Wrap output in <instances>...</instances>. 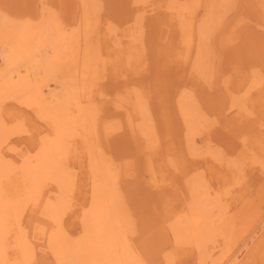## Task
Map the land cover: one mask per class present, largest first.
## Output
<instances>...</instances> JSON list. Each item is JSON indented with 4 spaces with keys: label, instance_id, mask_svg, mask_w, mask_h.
I'll return each instance as SVG.
<instances>
[{
    "label": "bare ground",
    "instance_id": "obj_1",
    "mask_svg": "<svg viewBox=\"0 0 264 264\" xmlns=\"http://www.w3.org/2000/svg\"><path fill=\"white\" fill-rule=\"evenodd\" d=\"M131 1L137 3L134 10L137 11V17L139 14L142 20V16L159 9L155 2L148 3L146 0ZM238 1L165 0L163 2L165 5L162 4V7H166L167 10L161 12L166 15V33L170 29L172 34L178 32L180 35V43L176 44L177 51H179L176 57L179 62H183L187 66L191 64L190 74L198 78L199 82H205L206 85L211 84L216 88H210L217 89L219 93H221L219 88L224 87L226 93L231 97V101L229 100L230 106L225 110V113L230 112L229 116L234 115L232 110H236L234 107L237 106V115L240 116L241 121L247 122L252 119L253 115L263 109L264 70L261 68L256 69L254 65H250L251 72H249L247 69L243 70L241 67L237 69L232 65V70L229 73L228 70L223 71L221 61L223 59L230 61L236 59L235 53L230 57L227 54L230 50L239 49L238 46L242 43L243 30H248V26L242 28V30L239 28L240 25L244 26L246 24L243 17H240L237 22L234 21L232 25H227L228 14L236 9ZM66 2L65 0H55L54 6L56 7H53L52 4L51 6L42 5L45 8L40 10L44 14H37L34 9L36 12L34 14L25 11L22 14H17L12 11L8 15L0 11V43L5 44L3 47L5 56L3 57H5L6 66L10 70L8 73H0V264H32L35 260L34 243L30 240L29 229L24 223L28 210L32 208V210L38 209L43 217L47 216V219H49V221L47 220L48 228L51 225L50 236L48 235L50 237L49 244L58 264H144V259L142 260L140 257L139 251L136 252L135 248L132 247L133 236L136 235V220L131 216V210V215L129 214L128 202L125 201V199L127 200L126 191L122 190L121 183L123 176L129 178L130 169L133 174L137 171L139 178L144 175V178H142L144 183L138 187L139 189L135 191L137 194L134 195L141 199L146 196L147 192L150 193L151 188H154L153 192H155L156 185H151L155 176L154 178L152 176L156 172L155 169L159 168L162 172L166 165V160H163L155 141L153 146H151L152 141L151 145H145L144 142L147 139L142 138L144 140L142 143L141 135L144 132H147L151 139L155 138H152L155 135L153 131L155 127L153 128V123L146 128L147 125L145 124L149 121L142 123V119L145 118H143V115L149 113L146 97L139 94L141 91L135 90L136 87L132 88L133 90L128 87L127 74L133 75L142 72L143 59L145 61V57L142 55L143 49H141L143 48L144 35L141 33L143 35L141 36L138 28L137 31H130L134 29L131 23V29L122 28L125 31L121 33L122 37L131 38V41L121 40L115 34L119 30H117L116 25L113 23L106 25L102 20L103 11L105 10L104 0H69L72 4ZM255 5L256 7L251 9V12H254L252 17L253 19L256 18L255 22L260 21L254 23L264 28V3L262 0H256ZM201 6L203 12L199 10ZM79 12L80 15L77 16L76 14ZM63 13L65 18L67 16L68 23L61 16ZM135 20L137 21V19ZM129 21V19H126V23ZM134 23L135 26L140 24ZM105 31L109 32L108 35L110 33L115 34L114 41L111 40L113 44L108 41L110 35L106 40L107 36L103 34L106 33ZM97 37L98 39L101 38V43L97 40ZM105 40L106 42H104ZM171 43L173 41L170 39L167 44ZM103 45H106V47H103ZM47 48L51 49L49 57H46ZM144 64H147V62ZM21 67L25 68V72L15 78L14 73H19ZM39 71L44 73L43 77L47 80L50 74L60 71L62 80L67 85L66 90H63L62 97H56V101L50 103L46 102L42 87L49 84L50 80L49 82L45 81L46 79L44 82L33 80L32 74H37ZM104 77L106 82L103 83ZM47 86L49 87V85ZM175 91L179 93V97L176 98V110L184 122L185 140L186 144L190 146L187 149L192 150L189 152L192 155L196 153L194 149H197V146L195 148V136L193 137L194 132H198L200 127L205 128L206 125H215L218 120L215 119V116L211 119L204 113L197 119V116H195L197 114L192 109V106L196 104L194 91H187L186 88L182 87H176ZM55 93L50 92V94ZM46 96L48 95L46 94ZM52 96L55 97L56 95ZM8 100L17 101L33 109L37 116L46 121L49 127L46 128L39 145L33 151H28V155L25 154L26 156L18 163L6 158L1 149L7 146L11 136L25 133L28 129L24 128L22 122L16 121L13 123L14 125H10L9 120H6L7 117L3 118L2 114ZM114 109L116 113H112ZM221 112L223 110L214 114L219 117ZM109 116L127 124L128 129L131 132L133 131V135H135V139L129 140L130 143L126 141L122 132L117 133L116 143L122 142L116 144L117 154L115 153L113 156L105 151L111 149V146L103 147L104 150L98 145V141H104L108 135L118 131L122 126L120 121L121 125L113 124L114 122L109 124ZM10 117L11 115H8V118ZM260 119L258 118L259 121ZM255 129L258 128L254 127L252 134H250L253 142L258 137ZM247 135H249L248 131L241 138V140H244L240 144L242 161L244 159L248 161L251 152L256 149L255 142H251L246 137ZM138 137L141 141H137ZM77 138L81 140L80 145L75 143ZM119 149L125 154L122 157L118 156L120 155ZM217 150L220 151V149ZM199 151L197 154H200ZM218 151L212 152L214 155H211V157L214 161L243 173L244 163H239L235 158L231 162L222 156L224 153ZM224 152L226 153V151ZM80 153L86 155L87 164L85 163L86 166H84L83 162L78 160L76 163L79 169H75L76 174L70 167V161L75 162ZM138 154H140V162H136L138 165L136 164L137 167L133 169L131 164L134 163L135 155ZM255 155L252 157V161H259L260 159ZM218 156H221V158H217ZM172 163L174 164L172 158H170L168 164L172 165ZM192 169L196 171V175H199L197 171H200V168L198 166L192 167ZM201 171L204 172L202 177L201 174L197 178L193 176L194 178L191 181H189V176L186 178L191 184L188 185L187 181V186H190L187 188L191 190V195H193L191 199L187 200L186 207L183 204L180 211L172 208V196H169L172 201L167 199L159 201L158 199L157 203H160L158 210L161 211L159 214L166 218V222L175 233L173 236L174 239L176 238L177 243L193 244L199 251L198 255L200 257L197 258L200 259V263L198 260V264H207L206 259L210 258L209 255L211 254H207V246L210 242H215L212 246V249L215 250V244H220L219 235L226 239L230 236L229 232L242 213L239 208L243 209L244 203L243 197L239 195L242 193H238V184L242 180L239 177L240 174L234 172L232 176L228 173H225L224 176L220 175L217 177V183L214 186L209 178L205 176V170L202 169ZM229 172L232 174L233 170L229 169ZM145 173L152 175V181H150L151 179L147 180L148 177L145 176ZM83 175L85 178L81 182L88 183L90 186V203L84 209L82 208V215L78 218L79 220H75V223L80 222L82 228L80 237L71 239L65 221L72 209L73 199L79 194V187H81L79 178L81 179ZM235 178L236 181L233 180ZM48 189L54 195L47 194ZM166 189L165 193L170 195V188L169 192ZM235 190L237 191L234 192ZM214 192L219 193L212 196ZM220 206L221 208H219ZM129 215L133 219H129ZM263 222L264 220L262 224ZM45 231L46 227H35L34 224V236L32 237L41 239L42 232ZM254 232L255 229L250 234L252 239L248 241V244H252L258 234V231L255 233L256 235L253 234ZM12 236L14 237L12 243H14L10 245ZM260 244L261 246H259V243L254 246V254L258 251L264 252V240ZM245 246V249L249 247L248 245ZM179 247L181 246L179 245ZM184 247L186 246L184 245ZM231 250H226L222 256L225 258V255L229 254ZM192 252H194V249ZM242 255L241 252L234 251L226 259L221 258L224 259L223 261L216 258L220 262L215 260L216 262L213 263L240 264ZM182 256L184 257V255Z\"/></svg>",
    "mask_w": 264,
    "mask_h": 264
},
{
    "label": "rangeland",
    "instance_id": "obj_2",
    "mask_svg": "<svg viewBox=\"0 0 264 264\" xmlns=\"http://www.w3.org/2000/svg\"><path fill=\"white\" fill-rule=\"evenodd\" d=\"M46 1H47V4H46ZM65 1H67L66 3L69 2V0H65ZM146 1H148V3L149 2H155L159 6V9L155 10L158 12L154 11V12L147 13L145 16H142L143 20H142V18H140L139 14L137 17V14H136L137 11L134 10L135 7H137L136 6L137 3L135 4L131 0L130 1H128V0H104L103 4H104L105 10L103 11L104 14L102 15V20L104 21V24L107 25L108 23H113L114 25H116L117 30L118 29L119 30L115 34H117L121 40L124 39V40L131 41V38H129V39L127 37L124 38V37H122V34H121L125 31L124 30L125 27H127L128 29H131V27H132V26L130 27L131 23L133 24L134 29H132L130 31H134V30L137 31V28H138L140 30V34L142 33L144 35L143 36L141 34V36L144 37V41L142 44L143 48H141V49H143L142 55L145 57V61L143 59V64L141 66L142 72H139V73H136L133 75L127 74L128 87L130 90H133L132 88L136 87L135 90L138 89V91H141L142 93L140 92L139 94L144 95L147 99V100L146 99L145 100L148 103L147 102H145V103H147V106L149 108V110H148L149 113H146L143 115V118L144 117L145 118H144V120L142 119V123H146L147 121H149L145 124V125H147L146 128L149 127V124L154 123L153 128L155 127V129H153V131L155 132V135L152 136V138H154V137L155 138L151 139V137L148 135V133L144 132L141 135V139L145 138L144 140H146V139L147 140H146V142H144V140L142 139V143L144 142L145 145H147V144H150L152 141V143H151L152 145L151 144L150 145L153 146V142L155 141V144L157 145V147H159V150H160L159 152H161V154L163 156V160H166V165L162 171L163 173L160 171L159 168L155 169L156 175L154 174L152 176L150 174L147 175L145 173L146 174L145 176L148 177L147 180L151 179L152 177L154 178V176H155L154 181H152L153 178L150 181H152L151 185H153V186L156 185L155 186L156 190H154L155 192H153L154 188H151L150 193L147 192L146 196L142 197L141 199H138L134 195L137 194V192L135 193V191H137V189H139L138 187L143 185L144 179H142V178H144L143 177L144 175L141 178H139V174H137V171H135L133 174V171L130 172L131 171V169H130L129 174H128L129 178L127 179V177H124V176L121 178L122 190L124 192L126 191L125 194L127 195V200L125 199V201L128 202L129 214L131 215V212H130V210H131L132 211L131 216H133V218H135V220H136V221L134 220L135 224H136L135 225L136 235L133 236L134 246L132 243V247L135 248L134 250L136 252L139 251L138 253L141 254L140 257L142 258V260L144 259V264H157V263L158 264H162V263L166 264L167 262H168L167 264H173V263L174 264H198V260L200 263V259L197 258V257H200L198 255L199 251L193 244H185V243L180 244V243H177L176 238L174 239V236H173V234H175L174 231L171 229V227H169L168 223L166 222V218L164 216H160V214H159L161 211V210H158L160 203L159 202L157 203V201H158V199L160 201V200H164V199L171 200L173 198L172 199L173 203L171 204V207L174 209H178V211H180L181 210L180 208H183V204H184V207H186L185 205H186L187 200L191 199L193 196V195H191L192 194L191 190H188V188H187V187H190V186H187L188 179L186 180V178H188V176H189V181H191L194 178L193 176H195V178H197L201 174L200 176L202 177L204 172H202L201 170L204 169L205 170V176L208 177L211 184L215 186L217 183V179H218L217 177L218 176H220V175L224 176L225 173H228L232 176L234 174V172H237L238 174L241 175L239 177L242 179L240 184H238V193H242L239 195H241V197H243V203H244L243 207L244 208L243 209L239 208V210H242V213H241V215L238 216V218L235 221V225H233L231 231L229 232L230 236H228V238L226 239L225 237L219 235L220 236V238H219L220 244H218V243L215 244L216 245L215 250L212 249V246H214L215 242H210L211 244L209 243V245L206 248L208 253H207L206 249H205V252L207 254L211 253L210 254L211 256L209 255L210 258H207L206 261H207V264H214L213 262L215 260L216 261H217V259L222 260L221 258H224V256H222V255H224V252L226 250L232 249L229 252V254L233 253L234 251H237L239 253L241 252L243 254L240 258L241 259L239 262L240 264H246V263L247 264H264V252L258 251L256 254H254V251H253L254 246L257 245L258 243H259V246H261L260 242L262 240H264L263 239L264 238V235H263L264 234V222L262 224V221L264 220V112L262 113V111L264 110V100L262 103L263 109L260 111L258 110L259 112H257L255 115H253L252 119L247 121V122L241 121V118H239L240 116L237 115L238 114L237 106L234 107L236 110H232V113L234 115L229 116L230 112L225 113L226 112L225 110L230 106L229 102L231 101V97H229V95L226 93V90L224 89V87L219 88V89H221V91H220L222 93L221 94V93H219V91L217 89L210 88V87H214L211 84L206 85L205 82H202V83L199 82L198 78L193 77L190 74L189 70H190L191 64L187 66L183 62H179L178 58L176 57L177 53L179 52V51H177V45L180 43L181 39H180V35L178 34V32H176L175 34H172L170 29L168 30L167 33L165 31L167 29V27L165 25L166 24L165 23L166 22V17H165L166 15L164 14V12H161L163 10H167L166 7L165 8L162 7V4L165 5L163 3V2H165V0H150V1L146 0ZM262 1L264 3V0H262ZM43 2H45V3H43ZM255 2H256V0H239L237 2L238 5L236 6V9H233L231 11V13L228 14L229 19L226 21L227 25H232L234 21L237 22L240 20V17H243L244 20L246 21L245 22L246 24H244V26L240 25L239 28L242 30V28H245L246 26H248V30H243V35H242V40H241L242 45L240 44V46H238L239 49H233L232 51L230 50L229 53L227 54V56L230 57V56H233V54L235 53L236 59L234 61H230L228 59L227 60H225V59L221 60L222 64H223V71L228 70L230 73L232 70V65H234V67H236L237 69L239 67L243 68V70L247 69L249 72H251V69L249 67L250 65H254L256 69L261 68L262 70H264V28L255 24L257 21L259 22L260 20H257L255 22L254 20H256V18L253 19V17H252V14L254 12H251V9L256 7ZM69 3H71V2H69ZM44 4L47 6H51V4H52L53 7H56V6H54L55 0L54 1L42 0V2H41V0H0V11H2L3 13H6L8 15H10L11 14L10 12H12V11H14L13 13H17V14H22L24 11L29 12L31 14H34L36 12H37V14H41V13H43V11H41V10H43L45 8V7H43ZM34 7H36V8H34ZM200 8H201V9H199L200 12H203V10H202L203 7L201 6ZM76 15L79 16L80 12L77 13ZM61 16H63L65 18L64 13ZM107 19H108V21H107ZM126 19H129L130 21L128 23H126ZM135 19H137V21ZM65 21L67 23L69 22L67 19V16L65 18ZM134 22H137L138 24L140 23L139 26L138 25L135 26ZM143 27H144V29H143ZM122 28H124V29H122ZM103 30H105V29L103 28ZM108 33L106 32L103 34H105L107 36L106 40L108 39V37L110 35L108 41H109V43H112L111 40L113 39V41H114L115 34L112 35L110 33L108 35ZM138 34H139V32H138ZM118 36H117V39H118ZM166 37L167 38L169 37L173 41V43L167 44V42L170 41V39L169 38L167 39ZM97 40L100 41V43H101V38L98 39V37H97ZM106 40L104 42H106ZM4 45H2L0 43V63H2V64H0L1 65L0 66V70H1L0 73H2V74H3V72H5V73L10 72V70L6 66L5 57H3V56H5V52L3 50ZM103 47H106V45L105 46L103 45ZM103 47H102V49H103ZM50 50H51L50 48L46 49V51L48 52V53H46V57L50 56V54H51ZM102 53L104 54L103 50H102ZM1 56L3 59L1 58ZM235 61H238V62H235ZM146 62H147V64H144ZM24 72H25V68L21 67L19 69V73H14L15 78H17V76H19L20 74H23ZM59 73H60V71L59 72L57 71L53 74H50L48 80H47V78L43 77L44 73L41 71H39L37 74H32L33 80L36 79V81L40 80L42 82H44L45 79H46L45 81H48V82L50 80L49 84H46L47 83L46 82V83H44L46 85H44L42 87L44 99L48 103H50L51 101H56V99H55L56 97H62L64 91L66 90L67 85L62 80V74L61 73L59 74ZM102 81H103V83L106 82V78L104 77ZM56 82H57V84H55ZM47 85H49V87ZM63 86H64V88H63ZM176 87L177 88L178 87L186 88L187 91H191V90L194 91L193 93H195V95H196L195 102H196L197 106H196V104H194L192 106V109L197 114V115H195V116H197V119L200 115H202L204 113L209 118L212 119L215 116V119L218 120L215 125H212V126L206 125L205 128L200 127L198 129V132H194L193 137L195 136V142H196L195 148L197 146V149H194L196 153L194 152L195 154H192V155H191V153H189L192 150L190 151L189 150L190 148L187 149L190 146H188V144H186L187 142L185 140L186 131L184 130V122L181 120V118H180V116L176 110V104H177L176 98L179 97V93H177L175 91ZM140 88H141V90H140ZM214 88H216V87H214ZM222 88H223V90H222ZM57 91H59V92H57ZM200 91H201V95L199 96ZM50 92L51 93L57 92V93L50 94ZM175 93H176V95H175ZM216 93L219 95L217 96ZM46 94L48 96H46ZM52 95H56V96L53 97ZM227 96H228V98H227ZM107 99L110 100L109 98H107ZM26 108H27V111H26ZM28 109H29V111H28ZM221 110H223V112H221V116L218 117L216 114H214L215 112H220ZM112 113H116L115 109L112 110ZM148 114H150V115H148ZM2 115H3V118L7 117L6 120L7 121L9 120L8 122L10 125H12L16 121H19V122H22V125L24 126V128L28 129V131H25V133L22 132L20 134H16V135L11 136L9 138L10 140L8 141L7 146H4L1 149L2 154L6 158L13 161L14 163H18L19 160L21 161L23 159V157L28 155L27 154L28 151L29 152L33 151L36 148V146L39 145V141L42 139V136L44 135L46 128H49V127L47 126L46 121H44L42 118L37 116V113L33 109L28 108V107L22 105L21 103H19L17 101H9L8 100V103H6V106H5V109H4ZM8 115H11V117L8 118ZM147 118H149V119H147ZM258 118H261L262 120L260 119V121H259ZM202 119L204 120V118H202ZM108 121H109V124H111L112 122H114L113 124H119V125L122 124L121 128L118 131L113 132L111 135H108L107 138L104 139V141H98V143H99L98 145H100L102 148L103 147L107 148L108 146H111V149H109V150L107 149L108 151L105 150L104 148L103 149L107 153H109L110 155L113 156V155H115V153L117 154V148L115 149L116 144H119L122 142V141H120V142L116 143L117 140H115V138H116L117 133L122 132L125 135L124 138L126 139L127 142H130L129 140L134 138L135 135H133L134 134L133 131L131 132V130L128 129L127 124L122 123L121 120H119L121 122V124H120V122L117 119H114L113 117L109 116ZM254 127L258 128V129H255L256 135H258L256 141H254L256 149L254 152H251V156L249 157L248 161H246L245 159H244V161H242V156L240 154V150H241L240 144L244 140H241V138L244 137V134L246 135V132L248 131L249 135H247L246 137L251 142H253L250 134H252ZM37 128H39V129H37ZM129 130H130V132H128ZM156 137H158V138H156ZM247 138H246V140H248ZM141 139H140V137H138L137 141H141ZM26 140H27V142H26ZM30 141L31 142L33 141L32 144ZM80 141L81 140H79L77 138V140H75L76 145L77 144L80 145ZM34 144H36V145H34ZM159 144H160V146H159ZM261 145H263V146H261ZM12 146H14L13 150H12ZM212 149H213V151H212ZM214 149L216 151H218L217 149H220V151H218V152L224 153L222 156L227 160L229 159L231 161L235 158L236 160H238L239 163H244L243 164L244 168L242 170L243 173H239L235 168H233V169L229 168V167L225 166V164H223V163H219L218 161H214L211 157V155H214L213 153H215ZM197 150L198 151L200 150L199 153L201 155L197 154V152H198ZM119 151H120V155H118L119 157H122L123 155H125L120 149H119ZM224 151H226V153ZM11 154H13V155H11ZM135 154H137V153H135ZM79 155H80L79 158H77V160L75 162L70 161L71 162L70 167H72L71 169L73 172H75L76 170L79 169L78 168L79 166L76 163L78 160H81L83 162L84 166H86L85 163L87 164L86 155L84 153H83V155L81 153ZM254 155H255V157L259 158L260 160L255 161V162L252 161V157ZM13 156H15V157H13ZM135 156H136V158L134 160V163H132L133 165L131 164L133 169H135V167H137V165H138L136 162H140V160H139L140 154L135 155ZM170 158H172V161L174 162V164L172 163V165L168 164ZM217 158H221V156H218ZM196 166H198L200 168V171H197V172H199V175H196V171H194L192 169V167H196ZM208 167H210V168L206 169ZM229 169L233 170L232 174L229 172ZM164 172H166V173H164ZM191 174H192V176H191ZM243 174H244V176H243ZM251 175H252V177H251ZM162 176L166 179V181ZM190 176H191V178H190ZM242 176L243 177L246 176L245 177L246 179L243 178ZM77 178H78V176H77ZM84 178H85L84 175L82 176L81 179L79 178V184L81 185V187H79V194L77 197H75V199H73L72 209L70 210L69 216L66 219L67 222L65 221V225L70 232L69 236L71 239L73 237H74L73 239H78L80 237V235L82 233L81 232L82 228L80 226V222L77 221V223H75V220H79L78 218H80L82 215V212H81L82 208L84 209L90 203V199H89L90 186L88 183L84 184V182H81V181H83L82 179H84ZM256 178H257V180H256ZM123 180H124V182H123ZM160 180H161V182H160ZM233 180L236 181V178ZM162 181H163V183H162ZM172 181H173L174 185H178V186H174ZM189 181H188V185H191L189 183ZM128 182H129V184H128ZM157 182H158V184H157ZM170 184H171V186H170ZM156 187H158V188H156ZM244 187H246V188H244ZM169 188H170V195H169V193L167 195V193H165V189H166V191L168 190V192H169ZM172 188H174V189L172 190ZM236 191L237 190H235L234 192H236ZM46 192H47V194L54 195V193L51 192L50 189H48ZM218 193L219 192H214V193H212V196H216ZM147 194L148 195L150 194V195L148 196ZM247 194H249V195H247ZM156 195L159 196L160 198L157 197ZM169 196L170 197L172 196V198L170 199ZM149 197H151V198H149ZM182 197H184L185 199H183ZM244 197H246V198H244ZM135 198H137V199H135ZM227 200H228V198H227ZM230 201H232V200H230ZM232 202H234V201H232ZM154 203H156V204H154ZM222 203H224V201H222ZM162 205L164 206L165 204H162ZM235 206H237V205L235 204ZM165 208H166V206L164 207V209ZM219 208H221V206ZM32 209L28 210V212L25 216L26 217L25 221H24L25 225L29 229V238L34 243V247H35V251H36V257H35V260L33 261L32 264H58V262L56 261L55 257L53 256V254L51 252V249H50V244H49V238L50 237L49 236H50V232H51V228H50L51 225L49 228L47 226L49 219H47V216L43 217V215L40 214V211H38V209L37 210H32ZM231 210L232 209L230 208V211ZM226 213H228V212H226ZM130 215H129V219L130 218L133 219ZM34 224H35V227L36 226L43 227V228L46 227V231L42 232L41 239H34L32 237V236H34V232H33ZM252 227H253V229H252ZM254 229H255V232L253 234H255L258 231L259 235L255 234L256 236L254 235L255 238H254L252 244L251 243L248 244V241H250L252 239V236H250V234ZM259 229H261V231H259ZM244 234H245V236L243 237ZM261 234H262V236H261ZM13 238L14 237L12 236L10 239V245L14 243V242L12 243V241H14ZM173 245H174V247H173ZM179 245L181 247H179ZM182 245H183V247H182ZM184 245L186 247H184ZM245 245H248L249 247H247V249H245V247H246ZM188 247H190V248H188ZM186 248L188 251L186 250ZM183 249H184V251H183ZM193 249H194V252H192ZM170 252L171 253L173 252V253L171 254ZM180 252H182V253H180ZM229 254L227 253L225 255L224 259H226L229 256ZM42 255H44L45 257ZM182 255H184V257ZM165 256H166V258H164ZM250 258H251V260H250ZM165 259L167 262L165 261ZM162 260H163V262H162ZM190 260H192V261H190ZM220 260H218V261L220 262ZM248 262H250V263H248Z\"/></svg>",
    "mask_w": 264,
    "mask_h": 264
}]
</instances>
